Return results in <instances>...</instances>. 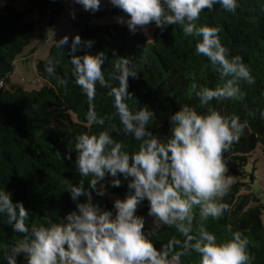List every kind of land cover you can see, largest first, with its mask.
Listing matches in <instances>:
<instances>
[{
  "label": "clouds",
  "instance_id": "clouds-1",
  "mask_svg": "<svg viewBox=\"0 0 264 264\" xmlns=\"http://www.w3.org/2000/svg\"><path fill=\"white\" fill-rule=\"evenodd\" d=\"M101 2L74 0L92 13L100 9ZM109 3L126 14L116 17V21L125 24L133 34L154 22L161 32L169 25L179 24L186 35L199 37L195 53L206 57L209 62L206 67H211L223 81L215 87L198 85L193 74L191 89L201 107L214 99L241 100L245 96L241 82H255L243 58L232 56L222 44L218 27L195 23L204 9L212 10L215 5L234 13L239 0H109ZM71 16L75 19L74 10ZM68 42L65 35L56 40L55 46L63 49ZM93 44V40H82L77 34L72 38L70 53H75L78 47L91 48ZM107 60L104 51L71 55L75 84L90 105L97 84L110 89L124 133L140 141L138 151L125 150V145L115 141L109 130L78 134L66 158L72 160L74 150V164L80 176L91 179L87 187L81 179L68 188L73 201L83 195L85 202H77L76 209L60 222L46 226L30 227L27 223L30 213L24 204L14 202L11 192L0 187V215L6 216L5 223L14 232L26 234L14 245L5 246L7 264H19L18 256H23L26 264H173L192 252L199 254V264H251L249 240L241 231H232L228 225L231 236L221 240L205 227L209 218L218 220L229 211L223 198L229 193L233 179L227 175L225 153L239 142L248 121L241 122L239 116L222 114L212 107L199 112L185 104L169 116L170 135L162 138L149 128L156 111L148 105L134 109L127 103L133 96L128 91V80L138 76L137 67L129 57L121 56L106 78L103 66ZM58 63L54 58L48 59L45 71L49 76L54 74ZM113 81L118 85L114 86ZM58 83L65 86L67 80L60 79ZM87 119L98 125L105 123L94 108H90ZM121 176L128 181V193L123 199H114V212L93 203V192L106 194L105 177H111V186L119 187ZM145 199L155 227L175 228L184 237L182 241L173 238L160 248L155 246L154 232L145 230V218L136 214ZM197 215L199 226L194 228ZM175 246L181 251L170 259Z\"/></svg>",
  "mask_w": 264,
  "mask_h": 264
},
{
  "label": "trees",
  "instance_id": "trees-1",
  "mask_svg": "<svg viewBox=\"0 0 264 264\" xmlns=\"http://www.w3.org/2000/svg\"><path fill=\"white\" fill-rule=\"evenodd\" d=\"M10 3L22 1L23 9L16 10L7 5L0 12V187L11 192L13 201H21L29 211L30 227L46 226L60 222L67 213L76 209L77 202H85V197L73 201L68 188L85 180V187L91 177H81L74 161L76 152H71L72 160L66 158L69 147H73L75 137L81 133L98 134L109 130L113 139L125 145V150L138 151L140 141L123 131L119 116L113 104L110 89L96 86V96L90 105L87 97L81 93L72 75L71 55L95 54L104 51L108 60L103 66L106 78L113 71V65L119 57L126 56L137 67L138 76L129 77L128 91L133 95L127 101L130 107L139 109L148 105L156 111V117L149 128L162 138L170 135L169 116L182 105H190L199 112L207 107L215 108L222 114H235L241 122L247 120L248 127L239 142L234 143L225 156L228 161V173L234 180L229 193L223 201L229 205L218 220L209 218L205 227L214 232L218 239H228L232 231H241L249 240L248 252L251 264H264V205L259 196L252 191L257 181L253 168L245 171L257 147L264 157V0H239L236 11L228 12L215 5L212 10L204 9L195 22L198 26L209 25L220 29L222 44L230 49L232 56L239 55L249 67L255 82H241L245 96L241 100H213L201 107L199 98L192 92V76L196 83L208 87L221 84L218 73L208 65V60L195 53L199 37L186 35L183 25H169L163 32L153 23V39L147 42L144 35L137 31L131 33L119 25L97 26L93 18L122 13L119 8L100 7L95 13L84 11L77 21L71 20L82 40L91 39V48L78 47L70 53L71 39L64 48H57L56 42L49 49L44 60L35 63V74L43 81L41 87L27 91L23 88L10 90L5 79L12 75L15 61L23 56L34 33V23L29 20L33 13L38 20L44 17L49 24L60 20L64 8L63 0H8ZM49 58L59 61L53 75L45 71ZM65 79L62 86L58 80ZM113 85L118 82L113 81ZM94 108L99 117L105 119L103 125L90 122L87 113ZM119 187L111 186V177H105L106 194L93 192V203L102 209L114 210L110 196L123 199L128 193V181L120 177ZM141 213L148 212V202H142ZM198 212V209L194 210ZM6 216L0 215V264L4 259L5 246L14 245L23 239L25 233H17L5 223ZM198 215L194 228H198ZM152 239L157 248L166 245L169 240L184 239L175 228L162 226L152 229ZM181 251L175 246L173 252ZM199 254L181 256L176 264H199ZM19 264L25 260L18 256Z\"/></svg>",
  "mask_w": 264,
  "mask_h": 264
},
{
  "label": "rangeland",
  "instance_id": "rangeland-1",
  "mask_svg": "<svg viewBox=\"0 0 264 264\" xmlns=\"http://www.w3.org/2000/svg\"><path fill=\"white\" fill-rule=\"evenodd\" d=\"M64 8L61 13L60 20L49 24V19L47 17L38 20L37 15L35 13L29 16V20L34 23V33L31 37L29 45L24 49L26 53L30 49H34V55L30 56L31 59L29 61H24L19 63V67L16 68L12 75H9L5 79V83L8 89L14 90L16 88H23L27 91L39 89L43 83V81L35 74L34 66L38 60H44L48 55L49 49L53 43L61 39L63 36L67 35L69 39L78 34L77 28H75L71 20L77 21L78 15L85 10L79 4L74 3V0H63ZM23 2L16 1L14 3H10L8 0H0V12L4 10L7 5L12 6L16 10L23 9ZM112 6L109 3V0H102L101 7ZM75 11V19L72 18L71 12ZM125 16V13L112 14L109 16H103L100 18H93L92 23L97 26H110V25H119L127 28L125 24L117 23L116 17ZM128 29V28H127ZM129 30V29H128ZM140 31L147 42H151L154 34V27L147 25L145 30ZM18 63V62H17ZM23 80V81H22ZM33 81H36L35 83ZM34 83V84H33ZM255 169L254 173L257 176V181L253 184L252 191L256 193L259 198L261 204L264 205V157L260 148L257 147L256 152L252 154L249 162L245 166V171L250 173L252 169ZM234 181V180H233ZM111 202L113 203L114 199L119 198L115 196L109 197ZM147 201V199H146ZM148 202V201H147ZM144 208V204L141 203L137 209V215L143 216L145 218V225L152 229L156 228L153 223V218L148 215V212L141 213L140 211ZM114 212V210H113ZM263 222H264V211H263ZM24 258V257H23ZM25 260V258H24ZM22 264H26L24 261ZM173 264H176L174 261Z\"/></svg>",
  "mask_w": 264,
  "mask_h": 264
},
{
  "label": "crops",
  "instance_id": "crops-1",
  "mask_svg": "<svg viewBox=\"0 0 264 264\" xmlns=\"http://www.w3.org/2000/svg\"><path fill=\"white\" fill-rule=\"evenodd\" d=\"M34 49H30L29 51H27L26 53L24 52V54H23V56H21V57H19L16 61H15V63H14V71H15V68H16V64L18 65L17 66V68L19 67V63H22V62H24V61H29L30 59H31V57L30 56H32V55H34ZM18 62V63H17ZM14 71H13V73H14ZM23 81V80H22ZM34 83L36 82V81H33ZM33 83V84H34ZM7 87V86H6Z\"/></svg>",
  "mask_w": 264,
  "mask_h": 264
},
{
  "label": "built area",
  "instance_id": "built-area-1",
  "mask_svg": "<svg viewBox=\"0 0 264 264\" xmlns=\"http://www.w3.org/2000/svg\"><path fill=\"white\" fill-rule=\"evenodd\" d=\"M2 84V82H0V85Z\"/></svg>",
  "mask_w": 264,
  "mask_h": 264
}]
</instances>
